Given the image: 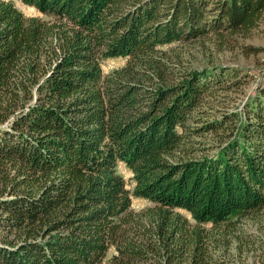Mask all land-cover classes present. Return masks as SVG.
I'll use <instances>...</instances> for the list:
<instances>
[{
  "label": "trees",
  "instance_id": "obj_1",
  "mask_svg": "<svg viewBox=\"0 0 264 264\" xmlns=\"http://www.w3.org/2000/svg\"><path fill=\"white\" fill-rule=\"evenodd\" d=\"M21 2L38 14L0 0V264H235L239 218L264 211V70L207 119L248 75L176 46L244 36L264 0Z\"/></svg>",
  "mask_w": 264,
  "mask_h": 264
},
{
  "label": "rangeland",
  "instance_id": "obj_2",
  "mask_svg": "<svg viewBox=\"0 0 264 264\" xmlns=\"http://www.w3.org/2000/svg\"><path fill=\"white\" fill-rule=\"evenodd\" d=\"M10 1L26 16L38 14L34 7L22 3L21 0ZM176 47L181 52L184 61L194 67L210 64L228 65L241 70L242 74L240 75L244 73L248 75L245 82L240 84L238 88L226 94L218 90L214 92L212 97L209 96L207 98L211 111L209 112L211 116H207V119L219 118L222 115L223 119L226 113L240 111L243 101L251 93L257 78L260 77L261 72L264 70V17L244 36L230 34L220 39L214 35H207L202 43H183ZM123 63L124 58L121 57L110 59L105 62L103 70L107 72ZM228 125H230V122ZM218 127L217 135L210 131H202L199 134H194L192 142H194L196 147H201L202 149L208 147L207 151L209 153L215 151L217 149L216 146L225 140L223 134L222 138L218 136L223 133L221 126ZM118 170L124 176L128 188H131L130 171L123 164L119 165ZM150 204L151 202L148 199L132 197L131 207L134 210ZM237 226L240 229L239 234L243 242L247 240L253 243L250 246H244L242 250L239 249L237 242L233 243L230 257L235 261V264H264V211L258 214L255 219L245 216L240 217Z\"/></svg>",
  "mask_w": 264,
  "mask_h": 264
}]
</instances>
